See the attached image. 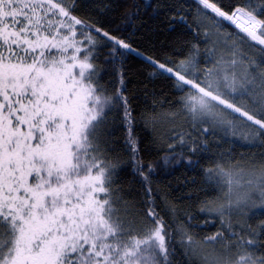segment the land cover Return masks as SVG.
<instances>
[{
  "label": "snow or ice",
  "instance_id": "snow-or-ice-1",
  "mask_svg": "<svg viewBox=\"0 0 264 264\" xmlns=\"http://www.w3.org/2000/svg\"><path fill=\"white\" fill-rule=\"evenodd\" d=\"M0 264H264V0H0Z\"/></svg>",
  "mask_w": 264,
  "mask_h": 264
},
{
  "label": "trees",
  "instance_id": "trees-1",
  "mask_svg": "<svg viewBox=\"0 0 264 264\" xmlns=\"http://www.w3.org/2000/svg\"><path fill=\"white\" fill-rule=\"evenodd\" d=\"M137 67H139L138 63L136 61H132L131 69H130L131 83H129L128 85L130 91H135V89L137 88V84H136L137 78L135 77V75H133ZM182 178H183V170L180 169L173 176L169 177L168 180H170L172 184L175 186L177 183H179L182 180Z\"/></svg>",
  "mask_w": 264,
  "mask_h": 264
}]
</instances>
